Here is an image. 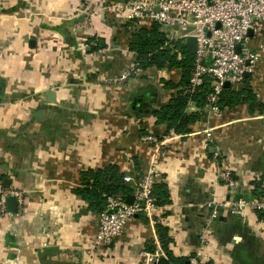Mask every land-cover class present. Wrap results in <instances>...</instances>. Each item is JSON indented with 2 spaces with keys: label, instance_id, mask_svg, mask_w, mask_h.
I'll return each instance as SVG.
<instances>
[{
  "label": "crops",
  "instance_id": "crops-1",
  "mask_svg": "<svg viewBox=\"0 0 264 264\" xmlns=\"http://www.w3.org/2000/svg\"><path fill=\"white\" fill-rule=\"evenodd\" d=\"M108 1L0 0V194L23 195L20 215L0 217V264H139L155 246L154 224L138 214L110 245H95L98 212L75 189L85 171L110 164L141 174L152 155L168 197L156 218L175 257L264 264V211L212 218L203 205L264 195V34H250L254 72L225 85L241 91L237 101L219 115L189 102L200 118L177 133L155 120L175 92L161 78L177 81V69L109 81L136 55Z\"/></svg>",
  "mask_w": 264,
  "mask_h": 264
},
{
  "label": "built area",
  "instance_id": "built-area-1",
  "mask_svg": "<svg viewBox=\"0 0 264 264\" xmlns=\"http://www.w3.org/2000/svg\"><path fill=\"white\" fill-rule=\"evenodd\" d=\"M105 7L119 17L130 32L156 23L168 42L179 41L184 45L187 36L195 37L196 49L192 53L193 68L188 89L195 91L207 79L210 91L206 94L205 107L209 115L221 113L218 101L225 83L240 85L245 74L255 70L259 52L249 46V31L253 35L264 34V0H115L108 1ZM237 44L239 51L236 50ZM258 48L263 49L262 45ZM138 70L131 67L109 81L123 84ZM144 138L156 140L152 135ZM156 157L151 156L150 163L141 174H123V180L133 195L131 203H127L122 195L105 196V204L97 213L95 245H110L113 238L121 234L127 221L138 214L155 225L160 207L153 194L154 184L160 176L154 161ZM223 178L230 181L229 171L224 172ZM8 195L16 196L15 215L22 213L23 195L20 191L8 189L0 194V217L11 213L6 207ZM203 205L210 209L212 218H217L223 209L243 217L247 209L264 211V195L253 201L245 197L223 202L210 199ZM139 254V264H158L167 259L157 238L152 249H141ZM197 263L195 257L190 260V264Z\"/></svg>",
  "mask_w": 264,
  "mask_h": 264
},
{
  "label": "trees",
  "instance_id": "trees-1",
  "mask_svg": "<svg viewBox=\"0 0 264 264\" xmlns=\"http://www.w3.org/2000/svg\"><path fill=\"white\" fill-rule=\"evenodd\" d=\"M131 34L129 47L136 55V68L143 70L155 67L179 71L177 81L161 78L164 87L174 89L175 92L156 112V123L166 124L169 129L172 128L177 133L189 131V126L200 118V112L186 111L189 102H194L198 107L203 108L206 104V94L210 91L207 79L195 91L190 92L188 89L190 73L193 68V54L189 53L179 41L168 42L160 26L156 23H152L150 27H138ZM242 90L247 93L246 88ZM240 92L224 86L218 101L219 105L222 107L233 104L237 101ZM75 192L88 202V207L91 210L99 212L105 204L106 195L125 197L131 192V188L124 182L123 174L119 172L118 167L110 164L102 170L85 171ZM153 194L157 205L162 206L168 202L162 183L154 184ZM154 227L159 243L167 254V259H162L158 264H184V259L175 257L169 250L171 238L167 227L159 221L155 223Z\"/></svg>",
  "mask_w": 264,
  "mask_h": 264
},
{
  "label": "water",
  "instance_id": "water-1",
  "mask_svg": "<svg viewBox=\"0 0 264 264\" xmlns=\"http://www.w3.org/2000/svg\"><path fill=\"white\" fill-rule=\"evenodd\" d=\"M218 26V24H217ZM251 34V31H249V35ZM184 47L186 48V50L189 52V53H193L196 49V39L195 37L193 36H187L185 38V42H184ZM236 50L239 51L240 50V46L237 44L236 45ZM245 76H247V73L245 74ZM228 83H225V85H227ZM138 103L137 105L138 106H145L147 103L143 102L142 101V98L140 96L136 97L135 98V104ZM133 200V195L131 193L127 194L125 196V201L127 203H131ZM6 207H7V210L9 211H15L16 208H17V199H16V196L14 195H8L6 197ZM189 261H185V264H189L188 263Z\"/></svg>",
  "mask_w": 264,
  "mask_h": 264
}]
</instances>
